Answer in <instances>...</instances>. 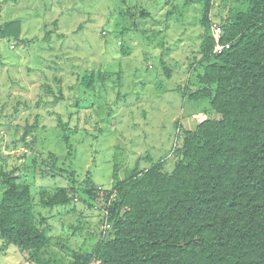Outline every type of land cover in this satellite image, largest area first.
Returning <instances> with one entry per match:
<instances>
[{"label":"rangeland","instance_id":"rangeland-1","mask_svg":"<svg viewBox=\"0 0 264 264\" xmlns=\"http://www.w3.org/2000/svg\"><path fill=\"white\" fill-rule=\"evenodd\" d=\"M226 13L215 3L210 17ZM201 18L200 0H0V24H21V41L0 39V170L29 184L37 223L49 226L44 257L83 264L75 258L99 240L113 186L159 162L170 171L183 130L216 116L187 96L203 67ZM72 174L100 194L42 206ZM34 255L0 239V264H36Z\"/></svg>","mask_w":264,"mask_h":264},{"label":"trees","instance_id":"trees-1","mask_svg":"<svg viewBox=\"0 0 264 264\" xmlns=\"http://www.w3.org/2000/svg\"><path fill=\"white\" fill-rule=\"evenodd\" d=\"M200 1L197 64L203 67L187 96L208 101L216 116L183 130L170 171L159 162L113 186L110 228L103 231L102 217L99 240L75 258L83 264H264V0ZM215 3L227 9L218 23L220 43L229 47L220 53L213 51L210 30ZM140 16L150 14L142 10ZM20 33L18 21L0 24V39L19 42ZM94 81L90 73L81 85ZM60 127L68 126L61 121ZM48 158L56 162L54 154ZM14 173L0 170V239L35 252L36 264H62L40 252L50 240L49 226L38 225L31 188ZM70 177L42 198V206L68 205L79 192L92 199L100 194L89 179L81 190Z\"/></svg>","mask_w":264,"mask_h":264},{"label":"built area","instance_id":"built-area-1","mask_svg":"<svg viewBox=\"0 0 264 264\" xmlns=\"http://www.w3.org/2000/svg\"><path fill=\"white\" fill-rule=\"evenodd\" d=\"M211 34L214 38L215 44H214V53H220L224 48H228L229 46L227 44H221L220 38L222 29L218 22H212L210 25ZM100 188V187H99ZM115 193H111L109 197L105 200L103 206H102V214H103V231H107L110 228V224L107 221L108 219V205L111 203V201L114 200Z\"/></svg>","mask_w":264,"mask_h":264}]
</instances>
